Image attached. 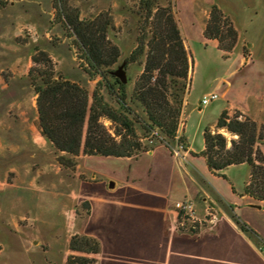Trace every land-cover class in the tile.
<instances>
[{
	"label": "rangeland",
	"instance_id": "1",
	"mask_svg": "<svg viewBox=\"0 0 264 264\" xmlns=\"http://www.w3.org/2000/svg\"><path fill=\"white\" fill-rule=\"evenodd\" d=\"M190 1L156 0L155 7L169 5L177 22V11L180 15H185L186 6ZM215 1L214 4L244 37L246 45H254L253 52L256 57H264V0ZM140 4L141 0H2L0 264H65L67 256L71 254L68 248L70 239L75 235L86 236L81 232L91 212L89 198L101 192L117 194L128 178H134L138 185L154 188L165 186L171 192L170 197L173 200L180 199L179 188L186 186L188 191L192 192L191 182L183 169L186 164H161L160 168H164L157 170L156 161L149 163L151 157L149 158L147 152L159 146L167 147L156 130L148 134L141 121L133 114L124 111L133 122L143 144H148V151L129 158L80 155L76 158L73 170L57 163L59 153L40 133L32 76L37 74L36 70L42 68V65L33 62L35 57L41 58V53L50 60L55 76L79 83L89 93L99 89L107 103L119 108L105 81L91 67L81 45L65 25L59 10L62 8L65 12L77 13L80 20L107 26L106 37L111 44L119 48L121 54L118 65L113 67L117 69L136 47L138 22L143 20L142 15H139ZM191 49L194 64L189 90L187 88L189 107L185 110V135L191 146L197 150L203 146V131L206 128L215 130L216 121L226 105V102L219 98L198 112V100L205 91L214 90L210 86L214 80V85L224 80V86L228 82H232L236 87L240 86V81L247 71L245 69L226 76L228 64L217 60L215 50L204 51L195 45ZM249 49L244 46L243 54H247ZM141 61L143 62V59ZM31 68L35 69L32 76L29 75ZM125 70L126 90L130 95L142 72V65L138 62L126 67L125 64ZM251 78L254 80L243 87L245 91L258 87L260 80L264 79V73H252ZM108 80L112 82V78ZM216 93L219 95L220 91ZM131 106L141 119V109L134 104ZM235 113L240 112L231 110L229 115L233 116ZM179 122V127H182L181 117ZM102 123L113 134L112 123L107 119H102ZM218 132L226 136L230 145V136L233 135L225 130ZM175 148L174 146L173 151L167 148L163 155L172 158L175 156L174 151L178 150ZM170 167L174 168V175L166 186L165 178L167 179L168 175L165 173L171 170ZM189 172L193 173L190 169ZM216 176H219L217 180L223 188L227 189L232 183L238 185L245 174L239 173L233 180L225 175ZM109 181L117 182L116 189L108 191ZM195 181L201 188L195 203L205 204L209 208L199 220L194 219V214L190 215L193 221L199 223L197 227L194 225L200 231L210 226L208 221L213 215L219 214L221 209L226 210L219 202L220 198L206 184L196 176ZM191 225L181 224L186 227Z\"/></svg>",
	"mask_w": 264,
	"mask_h": 264
},
{
	"label": "trees",
	"instance_id": "2",
	"mask_svg": "<svg viewBox=\"0 0 264 264\" xmlns=\"http://www.w3.org/2000/svg\"><path fill=\"white\" fill-rule=\"evenodd\" d=\"M155 2L141 0L139 15L143 20L138 22L136 47L123 60L126 67L138 62L142 65V72L130 95L126 84L111 75L121 54L119 48L107 39V26L80 20L77 13L65 12L60 6L65 25L119 105L116 108L107 103L99 89L89 93L79 83L55 76L44 53L40 54L41 58L33 59L36 65H42L34 76L35 69L29 71L36 91L40 133L59 153L56 160L60 166L73 170L80 155L129 158L148 151V144H143L125 112L138 118L148 134L156 130L168 149L172 150L175 145L186 148L184 138L177 137V131L184 96L190 84L191 62L171 7H155ZM203 35L218 42L223 57L233 52L237 41V32L231 21L215 4L209 8ZM108 78H112V82ZM131 104L141 109V119ZM102 119L112 123L113 134L104 126ZM218 130H225L237 138L231 139L228 145L226 136ZM203 140L204 149L198 155L205 159L209 171L223 176L222 171L229 166L248 165L249 178L243 194L264 202V153L260 149L264 144V125L240 113L230 116L223 111L216 121L215 130L206 128L203 131ZM219 202L236 226L261 245L259 235L240 220L233 207L222 199ZM177 218L179 222L192 224L189 227L178 226L180 232L198 233L199 229L194 224L197 227L199 223L193 221L189 214L177 210ZM68 248L71 254L65 264H95L100 253L98 240L88 236H73Z\"/></svg>",
	"mask_w": 264,
	"mask_h": 264
},
{
	"label": "crops",
	"instance_id": "3",
	"mask_svg": "<svg viewBox=\"0 0 264 264\" xmlns=\"http://www.w3.org/2000/svg\"><path fill=\"white\" fill-rule=\"evenodd\" d=\"M215 2V0H191L186 6L185 15H180L177 11L178 28L191 62L190 79L194 64L191 49L193 45L204 51L215 50L217 60L228 64L226 76L245 69L247 72L240 81V86L237 87L232 82L224 86V80L215 85V80L212 81L210 86L214 90L203 93L198 100L200 107L197 110L200 112L204 107L200 102L204 95L220 91L218 99L226 102L221 113L238 110L244 116L264 125V79L260 80L261 83L255 89L245 91L243 88L249 81L254 80L251 78L252 73H264V57H256L253 52L254 45H246L244 37L235 26L238 34L237 43L228 57H223L216 40H208L204 37L203 30L209 8ZM244 46L248 49L251 46L247 55L243 54ZM189 87L190 84L188 90ZM187 97L188 91L182 109V127H179L177 134V137L184 138L186 148L182 149L175 145L178 152L174 151L175 156L172 158L163 155L167 149L165 146L156 147L147 152V155L151 157L149 163L156 161L157 170L164 168H160L161 164L168 165L171 162L180 166L186 164L187 169L184 167L183 169L191 182L192 192H189L186 186L183 189L179 188L180 199L173 200L170 197L171 192L165 186L154 188L149 185H138L134 178H128L117 194L101 192L90 197L91 212L81 233L95 238L100 244V253L95 264H264V250H262L264 202H258L243 194L249 178V167L240 164L224 169L222 174L228 176L230 180L239 173L245 174V177L238 185L232 183L229 188H223L217 180L219 176L211 173L205 159L198 155L204 149V140L203 146L195 150L185 135V110L189 107ZM230 137V140L236 138ZM260 149L264 153V144L260 145ZM177 154L179 156H176ZM170 168L171 170L165 173L166 176L168 175V178H165L166 186L174 175V168ZM189 169L193 172L192 175ZM195 176L226 205L233 207L234 213L240 220L259 235L261 245L256 244L243 233L222 209L208 221L209 227L196 234L178 230V226L183 223L178 221L177 210L174 209L176 203H191L196 220H199L209 209L205 204L195 203L196 195L201 189L196 184ZM116 186L117 182H113V188L108 187V191L116 189ZM195 205H199L197 213Z\"/></svg>",
	"mask_w": 264,
	"mask_h": 264
},
{
	"label": "built area",
	"instance_id": "4",
	"mask_svg": "<svg viewBox=\"0 0 264 264\" xmlns=\"http://www.w3.org/2000/svg\"><path fill=\"white\" fill-rule=\"evenodd\" d=\"M218 99V94L216 93H210L207 95H204L201 99V104L203 106L208 105L210 102L215 101ZM178 146V145H177ZM179 148H181L180 146H178ZM175 207L177 210L183 211L184 214H189L192 215L193 214V206L191 203H184V202H178L175 204ZM262 250H264V247H262Z\"/></svg>",
	"mask_w": 264,
	"mask_h": 264
},
{
	"label": "water",
	"instance_id": "5",
	"mask_svg": "<svg viewBox=\"0 0 264 264\" xmlns=\"http://www.w3.org/2000/svg\"><path fill=\"white\" fill-rule=\"evenodd\" d=\"M111 75L117 78L120 83L126 84L127 76H126V70H125V63L122 62L121 65L116 70L111 72ZM108 187L113 188V182H109Z\"/></svg>",
	"mask_w": 264,
	"mask_h": 264
}]
</instances>
